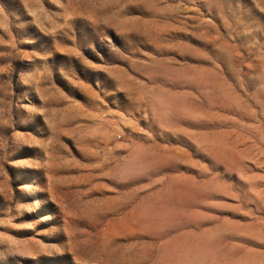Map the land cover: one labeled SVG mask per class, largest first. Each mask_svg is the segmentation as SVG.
Segmentation results:
<instances>
[{"label":"rangeland","instance_id":"obj_1","mask_svg":"<svg viewBox=\"0 0 264 264\" xmlns=\"http://www.w3.org/2000/svg\"><path fill=\"white\" fill-rule=\"evenodd\" d=\"M0 264H264V0H0Z\"/></svg>","mask_w":264,"mask_h":264}]
</instances>
